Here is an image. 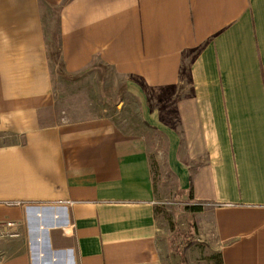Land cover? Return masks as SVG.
<instances>
[{"label": "crops", "instance_id": "0c3cea01", "mask_svg": "<svg viewBox=\"0 0 264 264\" xmlns=\"http://www.w3.org/2000/svg\"><path fill=\"white\" fill-rule=\"evenodd\" d=\"M42 5L66 74L107 66L154 101V148L222 264H264V0H0V229L19 234L0 264H163L147 136L43 116Z\"/></svg>", "mask_w": 264, "mask_h": 264}, {"label": "rangeland", "instance_id": "374dc122", "mask_svg": "<svg viewBox=\"0 0 264 264\" xmlns=\"http://www.w3.org/2000/svg\"><path fill=\"white\" fill-rule=\"evenodd\" d=\"M42 19L48 47H52L48 48L51 49L48 50V63L53 99L51 107L42 112L43 116L58 122L107 118L120 129L147 136L152 147L151 166L162 263L214 264L218 242L208 206L180 196L176 179L166 164L165 153H158L154 148L165 145V135L156 131L153 116H148L153 114L154 101L146 99V92L130 88L122 76L107 66L66 74L57 51L58 9L42 5ZM10 140L0 136V144ZM155 159L159 160L158 164ZM193 207L200 209L195 211Z\"/></svg>", "mask_w": 264, "mask_h": 264}, {"label": "built area", "instance_id": "2783aa9c", "mask_svg": "<svg viewBox=\"0 0 264 264\" xmlns=\"http://www.w3.org/2000/svg\"><path fill=\"white\" fill-rule=\"evenodd\" d=\"M14 225H15V222H12V221L5 222L0 229V239L17 237L19 234L17 232L10 230V228L14 227Z\"/></svg>", "mask_w": 264, "mask_h": 264}, {"label": "trees", "instance_id": "16d2710c", "mask_svg": "<svg viewBox=\"0 0 264 264\" xmlns=\"http://www.w3.org/2000/svg\"><path fill=\"white\" fill-rule=\"evenodd\" d=\"M178 193L180 194V196H182V191L178 190ZM190 197H192L190 195ZM184 209H186V206L184 207ZM200 208L199 207H193V210H199ZM214 264H222V260H221V256L219 253L216 254V256L214 257Z\"/></svg>", "mask_w": 264, "mask_h": 264}]
</instances>
